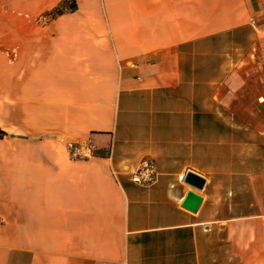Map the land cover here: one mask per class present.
I'll list each match as a JSON object with an SVG mask.
<instances>
[{
	"label": "crops",
	"instance_id": "1",
	"mask_svg": "<svg viewBox=\"0 0 264 264\" xmlns=\"http://www.w3.org/2000/svg\"><path fill=\"white\" fill-rule=\"evenodd\" d=\"M74 1L0 0V264H264V0Z\"/></svg>",
	"mask_w": 264,
	"mask_h": 264
},
{
	"label": "built area",
	"instance_id": "2",
	"mask_svg": "<svg viewBox=\"0 0 264 264\" xmlns=\"http://www.w3.org/2000/svg\"><path fill=\"white\" fill-rule=\"evenodd\" d=\"M44 19V16L41 17ZM69 151L74 158L89 157L92 152L91 145L88 142L84 143H69ZM157 170L151 158L144 157L138 163L136 168L130 172L131 180L141 186L149 187L157 180ZM185 174L179 175V179L183 180Z\"/></svg>",
	"mask_w": 264,
	"mask_h": 264
},
{
	"label": "water",
	"instance_id": "3",
	"mask_svg": "<svg viewBox=\"0 0 264 264\" xmlns=\"http://www.w3.org/2000/svg\"><path fill=\"white\" fill-rule=\"evenodd\" d=\"M183 181L196 190H202L206 179L202 175L189 170L185 173ZM201 202H202V196H200L199 194L195 193L192 190H189L185 194V197L181 202V206L195 213L199 209Z\"/></svg>",
	"mask_w": 264,
	"mask_h": 264
},
{
	"label": "trees",
	"instance_id": "4",
	"mask_svg": "<svg viewBox=\"0 0 264 264\" xmlns=\"http://www.w3.org/2000/svg\"><path fill=\"white\" fill-rule=\"evenodd\" d=\"M75 7H76L75 1L74 0H70V4H69L68 9L69 10H73V9H75ZM64 10H65L64 6H62V5L61 6H57L55 9H53L52 11L49 12V15L53 17V16H55L57 14L62 13ZM2 135H3V131L0 130V136H2Z\"/></svg>",
	"mask_w": 264,
	"mask_h": 264
}]
</instances>
